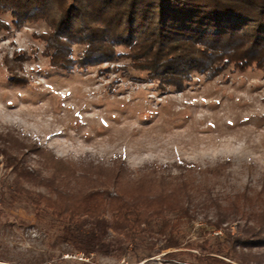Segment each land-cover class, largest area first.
Here are the masks:
<instances>
[{
  "label": "rangeland",
  "instance_id": "1",
  "mask_svg": "<svg viewBox=\"0 0 264 264\" xmlns=\"http://www.w3.org/2000/svg\"><path fill=\"white\" fill-rule=\"evenodd\" d=\"M48 30L39 20L0 31V131L29 136L76 167L89 161L110 166L122 159L132 173L154 176L178 174L177 164L191 163L194 167L183 166V174L203 190L192 201L197 219L177 222V213H169L171 228L159 234L160 221H152L149 231L136 234L137 245L122 243L110 232L106 253L51 247L55 229L47 213L37 218L28 199L2 206L0 264H194L195 255L213 251L228 233L244 235L240 213L214 229L213 204L227 211L235 204L246 211L264 208V71L228 67L211 80L196 73L180 89L161 85L145 71H116L127 59L60 69L44 54L39 35ZM83 50L73 44V57ZM14 51L28 56L13 69L27 78L25 85L7 79ZM162 164L168 165L158 168ZM9 172L0 155L2 185L11 182ZM174 240L178 247H167ZM245 250L264 256V246ZM172 251L176 255L168 256ZM218 256L238 264L235 256Z\"/></svg>",
  "mask_w": 264,
  "mask_h": 264
},
{
  "label": "trees",
  "instance_id": "2",
  "mask_svg": "<svg viewBox=\"0 0 264 264\" xmlns=\"http://www.w3.org/2000/svg\"><path fill=\"white\" fill-rule=\"evenodd\" d=\"M39 20L49 27L39 35L44 54L60 69L127 59L115 70L145 71L161 85L180 89L196 73L211 80L228 67L264 71V0H0V31ZM73 44L84 46L79 58L72 55ZM25 59L22 51L8 59L9 83H27L13 70ZM0 155L12 175L8 185L0 182V207L30 200L37 218L50 216L55 229L51 247L62 251L77 246L106 253L110 232L122 243L137 245L136 234L149 231L152 221H160L158 233L165 234L173 225L169 213H177V222L197 219L192 201L203 188L183 174V166L194 167L191 163L177 164L178 174L154 176L132 173L122 159L110 166L89 161L76 167L13 129L0 131ZM202 205L207 209L206 202ZM213 206L214 229L234 222L230 215L240 213L245 232L228 233L213 251L195 255L194 264H233L218 255L235 256L238 264H264L263 255L245 250L264 246V208L246 211L235 204L228 206L229 212L217 202ZM207 244L205 240L204 249ZM167 247L176 248L178 242Z\"/></svg>",
  "mask_w": 264,
  "mask_h": 264
}]
</instances>
